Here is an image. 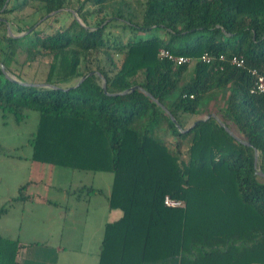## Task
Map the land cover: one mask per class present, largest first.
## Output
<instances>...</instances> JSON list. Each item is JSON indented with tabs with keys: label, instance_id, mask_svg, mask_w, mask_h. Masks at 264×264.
<instances>
[{
	"label": "trees",
	"instance_id": "1",
	"mask_svg": "<svg viewBox=\"0 0 264 264\" xmlns=\"http://www.w3.org/2000/svg\"><path fill=\"white\" fill-rule=\"evenodd\" d=\"M0 64L31 161L113 175L97 264H264V0H0ZM19 248L0 235V264Z\"/></svg>",
	"mask_w": 264,
	"mask_h": 264
},
{
	"label": "rangeland",
	"instance_id": "2",
	"mask_svg": "<svg viewBox=\"0 0 264 264\" xmlns=\"http://www.w3.org/2000/svg\"><path fill=\"white\" fill-rule=\"evenodd\" d=\"M68 6L71 7L72 3ZM68 9L57 15L49 24L51 28L69 21L71 13ZM28 72L31 74V70ZM215 105L219 103L211 99L207 103L209 108ZM37 116L36 111L29 110L17 120L14 113L0 111V209H5L0 214V235L19 237L24 242L47 240L54 245H65L68 234L81 233L86 208L89 214H95L104 207L113 175L111 172L69 169L31 161L28 139L34 132ZM27 182L35 184L30 188L35 198L14 199L19 195L20 186ZM89 186L101 188L103 193L90 197ZM46 197L52 202H45ZM112 213L107 210L106 219H111ZM53 229L60 233L48 236V230Z\"/></svg>",
	"mask_w": 264,
	"mask_h": 264
},
{
	"label": "crops",
	"instance_id": "3",
	"mask_svg": "<svg viewBox=\"0 0 264 264\" xmlns=\"http://www.w3.org/2000/svg\"><path fill=\"white\" fill-rule=\"evenodd\" d=\"M32 185L35 184H27L25 190L26 197L21 199L22 201L33 200L35 198L36 195L30 190ZM110 187L105 196V204L101 211L98 210L95 214H89V209L86 208L87 213L83 216L84 224L81 233L79 234L76 232L74 234H68L65 245H54V243L47 240L24 242L20 240L19 237L11 238L18 239L20 243V248L17 254L18 264H60V259L63 260V262L61 261V264H97L104 225L107 221L118 215V212L113 211V217L111 219H106V211H110L107 203ZM102 193L103 191L99 194L90 195V197L101 195ZM90 197L87 200H90ZM43 200L47 203L52 202L49 197H46ZM58 231L59 230L57 229H53L48 230L47 233L48 236L53 237Z\"/></svg>",
	"mask_w": 264,
	"mask_h": 264
},
{
	"label": "built area",
	"instance_id": "4",
	"mask_svg": "<svg viewBox=\"0 0 264 264\" xmlns=\"http://www.w3.org/2000/svg\"><path fill=\"white\" fill-rule=\"evenodd\" d=\"M159 55L161 57H167V58L171 59L176 64H182V63L191 62V59L189 57H186V56H174V55L170 54L165 49H160ZM199 59L202 62L211 64L213 62V60H214V57L211 56V55H208V54H204ZM219 59L220 60H224V56L220 55ZM229 62L232 65L241 66L243 64V59L241 57L232 56V57L229 58ZM252 74L255 75V82H254L253 88L251 89V92H263L264 91V75L258 74L256 72V70H252ZM164 203L166 205H169V206H181V205H183L182 202L174 200V199H171L167 195L164 196Z\"/></svg>",
	"mask_w": 264,
	"mask_h": 264
},
{
	"label": "water",
	"instance_id": "5",
	"mask_svg": "<svg viewBox=\"0 0 264 264\" xmlns=\"http://www.w3.org/2000/svg\"><path fill=\"white\" fill-rule=\"evenodd\" d=\"M8 1V0H7ZM53 13H55V12H51V13H49V14H47L46 16H44L43 17V19H45L46 17H48V16H50V15H52ZM73 14H75V12L73 11ZM75 18L79 21V22H81L80 21V19L75 15ZM10 34H12V33H10ZM19 35H21V34H19ZM0 67H1V70L4 72V74L8 77V78H10V79H12V80H15L14 79V76L13 75H11V74H9V73H7L6 72V70H5V68H4V66L2 65V64H0ZM84 78V76L83 77H81L80 79H79V81H81L82 79ZM26 84V83H25ZM36 86H51V87H54L53 85H45V84H35ZM103 87H105V83L103 82ZM131 89H133V87L131 88ZM124 91H127V90H124ZM164 108V107H163ZM165 109V108H164ZM166 110V109H165ZM167 111V110H166ZM168 112V111H167ZM169 113V112H168ZM169 115H170V117H171V119L174 121V122H176V120H175V118L169 113ZM209 116H213V117H215L219 122H220V124L225 128V130L228 132V133H230L231 135H233V136H235L234 135V133L228 128V127H226L219 119H218V117L214 114V113H210V114H208V115H206V116H204L203 117V119H206V118H208ZM193 125V124H192ZM236 137V136H235ZM246 143V142H245ZM246 144H248V143H246ZM254 154H255V165L257 164V151H256V149L254 150ZM256 172H257V174H259V175H264L258 168H256Z\"/></svg>",
	"mask_w": 264,
	"mask_h": 264
}]
</instances>
